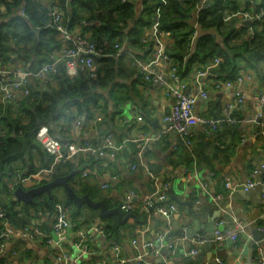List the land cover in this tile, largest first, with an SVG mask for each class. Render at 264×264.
Masks as SVG:
<instances>
[{"label":"crops","instance_id":"obj_1","mask_svg":"<svg viewBox=\"0 0 264 264\" xmlns=\"http://www.w3.org/2000/svg\"><path fill=\"white\" fill-rule=\"evenodd\" d=\"M257 1L262 3V0ZM137 10L141 16V2L137 4ZM234 18L237 17L232 19ZM152 28L153 26L146 28L145 34L150 35ZM120 44L124 45L127 51L119 54L115 48L117 54L108 56L115 59L117 79L113 89L102 91L105 99H102L100 104L103 108L105 103L106 107L95 111L94 118L90 120L79 114L77 109H72L73 121L56 122L51 133L63 142L74 145L89 144L93 148L101 146L104 138L111 135L118 145H122L123 149L117 158H101L89 152L73 158L77 169L74 172L78 175H74L75 178L70 184L78 195L88 194L92 198L103 195L110 209L122 207L131 200L134 206L131 214L135 217L130 218L125 225L119 226L115 216L116 237L109 239L95 233L93 239L89 240L91 253H85L78 247L80 233L92 228L96 232L97 224L104 227L107 222L100 214L93 215L89 207H82L83 224L81 223L79 229L72 227L67 233L65 251L69 255V261L64 263L65 261L58 259L59 249L53 230L54 216L44 213L41 209H31L32 224L27 227L40 231L51 242L48 243L44 237L39 236L11 238L5 243L6 249L4 254L0 255V264H116L120 258L130 260L131 264H138L139 257L154 264H220L219 260L223 261V264H258L257 252L259 248L264 250V244L254 243L253 231L264 228L262 188L251 190V199L247 200L236 191H229L226 183L240 187L248 180H254V169L264 163V119L260 117L261 107L256 99L260 92H264V75L259 76L251 70L241 72L242 75L249 73L253 78L233 88L224 86L223 82L226 80L218 78L216 73L202 80L208 97H198L194 107L196 116L223 121V109L235 99L236 92L242 94L244 102L232 112L236 122L223 121L221 128L214 133L201 125H193L190 129L193 143L189 146L176 132L168 130V125L163 121L165 115L171 111L175 99L168 96L162 84L147 81L140 69L134 65V56L141 55L149 60L148 56L130 48L126 41ZM8 54L13 59L17 57L12 50ZM15 63L27 69L21 61ZM205 66L207 64L202 60H195L184 76L194 96L199 92L197 72ZM170 68L171 62H162L155 72L165 80L169 78ZM36 83L38 81H32L29 86H35ZM218 83L222 85H217ZM2 103L0 100V105ZM79 116L82 122L80 126H76L75 120ZM138 117H142L143 121L139 122ZM142 133L149 141L145 146L143 158L138 159L137 152L141 144L132 140ZM127 140L130 141L126 142ZM81 160L86 164H79ZM44 163L50 164L51 158L46 152L42 158L35 151L34 167L29 165L21 173H34L33 171ZM135 164L137 168L134 169ZM147 168L162 181L170 182L171 192L175 197L180 199L181 203H191L192 210L197 212V215L190 214L188 206L173 201L178 209L171 220L172 230L166 234L167 241L176 245L173 253L167 248H163L159 256H151L149 252V245L166 233L168 227L164 217L144 208L154 193ZM86 172L88 176L85 177ZM106 185L109 187L106 188ZM87 190L89 192L85 194ZM53 196L63 200L67 195L63 189H57ZM217 211H221L220 217L209 221ZM179 213V223L185 229L206 224L205 230L200 233L214 232L221 220L226 222L227 228H234L235 221L241 222L245 230L239 234L237 243L225 241L218 245L213 244L212 247L205 245L199 247L197 255H191V245L187 237H178L173 233V224ZM68 215L69 221L74 223L71 213ZM92 217L93 220L89 221ZM3 231L0 224V235ZM116 246L118 251H115Z\"/></svg>","mask_w":264,"mask_h":264},{"label":"trees","instance_id":"obj_2","mask_svg":"<svg viewBox=\"0 0 264 264\" xmlns=\"http://www.w3.org/2000/svg\"><path fill=\"white\" fill-rule=\"evenodd\" d=\"M56 1L66 12L68 27H80L83 34L89 35L95 43L99 54L95 58L94 77L81 69L77 77L69 78L62 66L54 75L55 83L44 85L38 82L35 86H29L31 94L28 97L0 105V174L5 171L23 172L29 165L34 167L35 151L42 158L45 156V151L36 140L37 131L42 125L54 128L56 122L61 120L71 123L74 116L72 109H77L79 114L90 120L94 118L95 111L106 107L105 103L103 108L100 104L105 99L102 91L113 89L117 79L115 59L108 56H115V45L124 41L128 42L130 48L149 56L148 50L153 48L154 40H145L148 36L145 29L153 26L156 11H160L159 30L170 36L165 52L171 65L178 69L179 77L184 78L195 60H202L208 65L217 57L221 58L222 63L215 73L222 80H235L241 72L247 70L259 76L264 75V24L256 29L254 38H251L239 17L227 23L224 21L228 13L250 11V3L212 0V5L202 11L195 21L200 0ZM254 1L256 11L257 8L264 10V0L262 3ZM139 2L143 6L141 16L137 10ZM46 3L48 0H0V59L4 64L21 61L27 69L37 70L50 61L52 53L62 49L57 32L46 27ZM21 8L27 11V19L17 15ZM196 22L198 28L195 26ZM196 31L198 42L193 46L191 39ZM212 32L215 36H212ZM11 50L17 55L16 59L8 54ZM79 164L86 162L81 160ZM49 166L50 164L44 163L33 172ZM76 170L73 160L59 164L50 180L65 177ZM88 192L87 190L85 194ZM92 199L105 201L103 195ZM59 203L71 213L74 223L81 227L83 208H77L67 196L60 200L43 194L32 203L25 204L14 200L7 183L0 186V210L3 218L19 229L32 224L31 209L51 213ZM89 211L95 216L99 215L98 210L89 208ZM115 218L111 216L105 219L107 223L103 231L109 239L116 237ZM88 220H93V217Z\"/></svg>","mask_w":264,"mask_h":264},{"label":"built area","instance_id":"obj_3","mask_svg":"<svg viewBox=\"0 0 264 264\" xmlns=\"http://www.w3.org/2000/svg\"><path fill=\"white\" fill-rule=\"evenodd\" d=\"M239 2L246 4L250 3V11L242 10L234 14H226L224 21L230 22L233 17H239L242 22H244L247 28V35L254 38L256 34V29L258 30L264 24V10L257 8L255 10L254 0H238ZM127 2V1H126ZM47 4V18L48 22L46 27L51 28L56 31L59 39L62 42V49L52 53L50 55V61L43 64L37 70L24 69L13 63L4 64L2 59H0V100L4 103L15 102L21 98L28 97L31 94L29 85L34 83V81L41 82L44 85L55 83L54 75L57 74L60 68L63 66L66 75L69 78H75L81 69L87 71L89 75L94 77L96 56L99 54L95 43L91 39L83 34L80 27L74 29L68 27L66 24V12L61 8L56 0H48ZM212 5V0H201L197 5V15L195 21L199 18V14L206 10ZM259 10V11H258ZM156 16L154 17L153 28L151 29L150 35L146 39L154 40V46L149 51V60L144 57L134 56V65H136L141 74L145 77L147 81L154 82L155 84H162L168 94V96L175 99V103L171 111L165 115L163 121L168 125V130L176 132L181 136L183 142L186 145H192V137L190 129L193 125H201L209 132L214 133L218 131L222 122L235 123V119L232 116V112L238 105L244 102V98L240 92H236L235 99L232 102L226 104L223 109L224 119H211L201 116H196L194 114V107L197 103L198 97L206 99L208 97L207 91L203 88L202 80L208 78L213 73L217 72L221 66L222 60L220 57L213 59L207 66L197 72V81L199 84V92L194 96L189 90L188 84L184 78L179 77L178 69L171 65L169 78L164 80L162 75L155 72V69L162 62H170V58L167 56L165 49L170 43V36L159 30L160 25V11H156ZM17 15L27 19L28 14L24 8L19 9ZM247 21H253L252 25H246ZM198 28L197 22L195 24ZM212 36H215L212 32ZM144 40V42H145ZM168 40V43L166 41ZM192 45L195 46L198 42V31H196L191 39ZM119 54L125 50L126 47L120 43L115 45ZM129 52V51H128ZM252 76L248 73L245 75L240 74L235 80H226L223 85L228 88H233L235 86H240L246 82L252 80ZM221 83V82H220ZM222 85V84H217ZM260 104L261 111L260 117L264 119V92H260L256 97ZM139 122L143 121L142 117H138ZM82 122L79 116L75 120L76 126H80ZM52 128L48 125H42L36 134V140L41 144L43 150L51 158V163L49 168L41 169L38 172L25 174L19 171H5L0 174V186L2 183H7L10 192L13 194V198L16 200L15 192L18 188L27 187H37L42 185L44 182L48 183L50 181L51 175L54 174L55 168L59 164L67 163L71 161L76 156L81 153L89 152L91 154H96L101 158L111 157L117 158L118 154L122 151L123 146L118 145L111 135L104 138V142L101 146L93 148L89 144L74 145L72 143L63 142L58 137L54 136L52 133ZM127 140L126 142H129ZM141 144V148L137 152L138 159H142L144 156V150L147 142L149 141L147 136L142 133L138 138L132 140ZM133 168H137V165H133ZM149 176L152 180V185L154 188V193L147 201L145 205V210L148 212H153L161 215L167 220L168 231L160 235L155 243L149 245V252L151 256H159L163 248L169 249L173 253L175 249V243L167 241V235L171 232V220L174 213L177 211V205L171 201L170 194L172 190L171 183L168 181H162L158 175L150 171L147 168ZM88 176V172L84 174ZM253 179L248 180L243 186L245 191H251L262 188L264 194V163H261L253 171ZM260 177V180L255 179ZM263 178V180H262ZM106 188L109 186L106 185ZM226 188L229 191H235L237 187H234L230 182L226 183ZM134 209L133 202L128 200L127 203L122 205V210L128 214ZM54 216L55 221L53 225L54 234L56 236V245L59 249L58 259L60 261H69V255L65 251L66 239L68 230L72 227H78L76 223L69 221L68 210L62 204H56L54 211L48 213ZM0 224L2 225L4 231L0 235V255H3L6 249V241L11 238H32V237H44L48 243L51 242L50 239L41 233L40 231L32 228L25 227L17 229L11 226L3 218V212L0 210ZM226 222L221 220L217 223V228L214 232H203L198 233L193 237H187L189 244L191 245L190 254L197 255L199 247L205 246L209 242L213 244H221L225 241H232L237 243L239 239V234L245 230V226L241 222H234V228H227ZM96 232L93 228L87 232L80 233V242L78 247L81 248L85 253L88 251L91 253L89 240L93 239L95 233L107 237L103 231L102 224H97L95 226ZM79 229V228H78ZM264 231V228L261 229ZM167 234V235H166ZM118 246L115 247V251H118ZM256 261L258 264H264V250L262 248L258 249ZM223 264V261H220ZM138 264H154L152 262H146L142 259L137 258ZM9 264V263H6ZM116 264H131L130 260L120 258Z\"/></svg>","mask_w":264,"mask_h":264},{"label":"water","instance_id":"obj_4","mask_svg":"<svg viewBox=\"0 0 264 264\" xmlns=\"http://www.w3.org/2000/svg\"><path fill=\"white\" fill-rule=\"evenodd\" d=\"M245 24L246 25H252L253 21H247ZM0 80H1V77H0ZM54 132L57 133L56 131H54ZM75 174H76V172H72L71 174H69L65 177H58L52 181L50 180L48 183L39 185L37 187H30L28 190H26L25 188H18L15 192L16 200L21 201V202L26 203V204H30L33 202V200L36 197H38L40 195L46 194L49 197H52L54 192L57 189H63L65 191L67 197L69 198V200L72 201L73 204L77 208H82L84 206H87L91 209L98 210L100 217L102 219H107L111 216H117L119 226L125 225L130 218L135 217L134 214H131V213L126 214L122 210V207L110 209L105 201L96 202L88 194L83 195V196H79L70 184V180L72 179V177ZM235 191H236V193L242 195L247 200L251 199L250 198L251 192L245 191L243 186L237 187ZM172 195L173 196H172L171 201L179 203L180 205L188 206L190 209V214L197 215V212L192 210V204L191 203H181L180 199L175 197V195L173 193H172ZM215 214L213 215V218H211L209 221L212 222L215 219H217L218 217H220L221 211H217ZM180 216L181 215L179 213L177 215L176 222L173 224V230H174L173 233L175 236L193 237L196 234L200 233L201 231L205 230L206 224L198 225V227L187 228V229L181 227V225L179 223ZM195 223L197 224L198 221H195ZM253 240H254V243L264 244V231H261L259 229H255L253 231ZM206 246L212 247L213 243L209 242L208 244H206Z\"/></svg>","mask_w":264,"mask_h":264},{"label":"rangeland","instance_id":"obj_5","mask_svg":"<svg viewBox=\"0 0 264 264\" xmlns=\"http://www.w3.org/2000/svg\"><path fill=\"white\" fill-rule=\"evenodd\" d=\"M25 189H27V188H25Z\"/></svg>","mask_w":264,"mask_h":264}]
</instances>
